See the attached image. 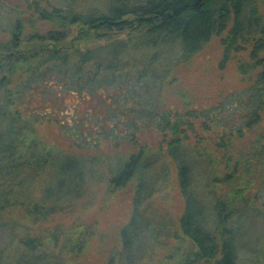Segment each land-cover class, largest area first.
<instances>
[{"label": "trees", "instance_id": "trees-1", "mask_svg": "<svg viewBox=\"0 0 264 264\" xmlns=\"http://www.w3.org/2000/svg\"><path fill=\"white\" fill-rule=\"evenodd\" d=\"M262 5L264 0H0V32L7 36L0 42V264L78 260L93 227H64L52 218L92 198L97 183L105 197L128 188L132 211L144 204L147 212L146 225L127 239L137 222L135 215L129 218L120 248L106 264H140L172 237L184 246L170 248L158 264H264V231L248 237L253 226L264 227ZM42 23L49 25L44 31ZM212 37L220 38L225 58L233 53L248 84L207 108L190 107L189 100L181 110L164 108L161 90L175 82L174 68ZM137 83L146 97L135 96ZM54 87L63 92L56 105L45 94ZM99 91L110 101L106 114L100 108L80 114L75 104L71 111L60 108L67 94L79 102ZM42 121L56 124L74 150L38 139L34 125ZM150 128L160 134L155 146L138 141L139 131ZM103 142L130 150L86 153ZM172 177L183 199L176 228L160 219L150 225L145 201Z\"/></svg>", "mask_w": 264, "mask_h": 264}, {"label": "rangeland", "instance_id": "rangeland-1", "mask_svg": "<svg viewBox=\"0 0 264 264\" xmlns=\"http://www.w3.org/2000/svg\"><path fill=\"white\" fill-rule=\"evenodd\" d=\"M10 2L16 5L19 0H10ZM261 9H264V5L261 6ZM48 26L47 23H42L40 25L41 31L46 30ZM6 38L7 36L0 32V42L5 41ZM237 55L241 56V53ZM242 55L244 56L245 53L243 52ZM232 57L233 53L229 58H225L220 38L212 37L189 61L181 63L174 68L173 75L176 78L175 82L165 85L161 90L162 106L164 108L181 110L185 101L189 100L190 107L197 109L207 108L217 103L222 96L243 89L248 83L244 82L238 75L236 61ZM140 86L137 83L135 96L136 92H138L140 94L139 98L146 97L148 92ZM62 93V89L54 87L45 94L47 98L51 97V100L56 105ZM180 94L183 96H180ZM104 95L103 92L99 91L87 99L76 102L73 96L67 94L63 97L64 102L60 108L63 111L67 109L71 111L72 106L75 104V110L80 114L88 110H95L96 108H100L102 114L110 105V101ZM32 106L34 107L33 103L31 104ZM20 107L28 108L25 105H21ZM58 108L56 107V110ZM107 112L108 110L105 111V114ZM259 127L264 130V117ZM34 130L37 138L48 146L63 151L74 150L70 141L53 122H38L34 125ZM204 133L203 142L208 141V137L206 138L208 133ZM137 136L139 142L147 143L148 145L155 146L160 140V134L153 128L142 129ZM129 150L125 144L115 147L110 142H103L98 148L89 149L86 153L88 155H114L117 153L125 154ZM91 192L92 198L88 197L85 201L78 202L79 204H76L73 212L56 214L52 218L53 223L59 222L64 227L75 222H84L94 229V236L91 238L85 254L73 264H106L108 254L113 249L120 248L119 236L120 233L126 230L129 218L135 215L137 222L134 230L130 231L131 234H125V238L127 239L138 235L140 229L146 225L144 222L147 219V212H144V204L133 212L132 194L128 191V188L105 197L102 184L97 183L96 185H92ZM145 204L148 205V213L152 216L150 225L155 224V220L160 219L161 221H168L172 227L176 228L177 220L183 211V199L175 178L172 177L161 192L154 194L150 200L145 201ZM250 230L248 237L250 240H254L255 236L263 233L264 227L259 229V227L253 226ZM161 239L164 240V237ZM165 240L166 246L157 248L151 258H143L140 264H158L160 260H165V256L170 248L180 245L179 247L182 249L184 246V243L181 244L176 237L166 238Z\"/></svg>", "mask_w": 264, "mask_h": 264}]
</instances>
